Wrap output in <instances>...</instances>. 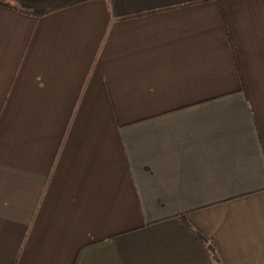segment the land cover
I'll list each match as a JSON object with an SVG mask.
<instances>
[{
	"label": "crops",
	"instance_id": "1",
	"mask_svg": "<svg viewBox=\"0 0 264 264\" xmlns=\"http://www.w3.org/2000/svg\"><path fill=\"white\" fill-rule=\"evenodd\" d=\"M16 1L0 264H264V0Z\"/></svg>",
	"mask_w": 264,
	"mask_h": 264
},
{
	"label": "trees",
	"instance_id": "2",
	"mask_svg": "<svg viewBox=\"0 0 264 264\" xmlns=\"http://www.w3.org/2000/svg\"><path fill=\"white\" fill-rule=\"evenodd\" d=\"M80 0H66L65 2H58V1H50L44 0L41 2H28V1H16L17 8L21 11L27 13H33L36 15H43L49 13L59 7H62L65 4L74 3ZM197 234L201 237V239L207 241L206 237L199 231L195 230ZM209 251L212 253L214 252L213 247L210 243H208Z\"/></svg>",
	"mask_w": 264,
	"mask_h": 264
}]
</instances>
